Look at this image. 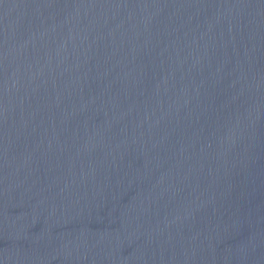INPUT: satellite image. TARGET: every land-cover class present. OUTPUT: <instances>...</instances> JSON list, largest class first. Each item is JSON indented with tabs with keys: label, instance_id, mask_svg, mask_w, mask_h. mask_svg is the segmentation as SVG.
<instances>
[{
	"label": "water",
	"instance_id": "95a60500",
	"mask_svg": "<svg viewBox=\"0 0 264 264\" xmlns=\"http://www.w3.org/2000/svg\"><path fill=\"white\" fill-rule=\"evenodd\" d=\"M0 264H264V0H0Z\"/></svg>",
	"mask_w": 264,
	"mask_h": 264
}]
</instances>
